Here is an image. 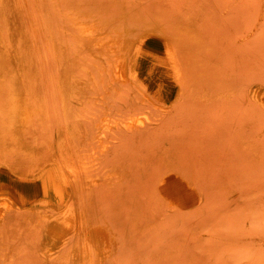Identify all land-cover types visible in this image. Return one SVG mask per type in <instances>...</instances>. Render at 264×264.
<instances>
[{"label": "rangeland", "instance_id": "374dc122", "mask_svg": "<svg viewBox=\"0 0 264 264\" xmlns=\"http://www.w3.org/2000/svg\"><path fill=\"white\" fill-rule=\"evenodd\" d=\"M17 1H0V166L30 175L70 139L85 146L83 199L107 231L92 264H264V0ZM94 23L132 41L193 24L186 91L112 81L83 33ZM171 174L185 193L166 191ZM2 220L0 264H80L34 216L2 203Z\"/></svg>", "mask_w": 264, "mask_h": 264}, {"label": "bare ground", "instance_id": "6f19581e", "mask_svg": "<svg viewBox=\"0 0 264 264\" xmlns=\"http://www.w3.org/2000/svg\"><path fill=\"white\" fill-rule=\"evenodd\" d=\"M83 33L95 43L103 61L101 69L112 81L124 85L151 81L160 94L175 91L181 96L186 91L191 62L197 57L194 53L200 44L193 24L176 27L175 32L156 26L140 33L135 41L130 40L127 31L102 23L84 26ZM2 44L0 39V49ZM2 68L0 64V71ZM259 99L264 105V92ZM15 103L11 119L22 129L31 119V111L25 96H18ZM84 147L70 139L66 151L59 152L52 163L29 172L30 175L6 164L0 166L2 173L16 175L0 188V205L10 203L16 212L34 216L38 224L44 225L43 237L59 239L58 248L54 250L57 255L67 254L74 262L92 264L99 246L107 238V231L94 221L83 199L91 182ZM164 183L168 193L178 195L186 191L180 175L171 174ZM44 206L45 212L34 210ZM4 221L0 223L1 228Z\"/></svg>", "mask_w": 264, "mask_h": 264}]
</instances>
